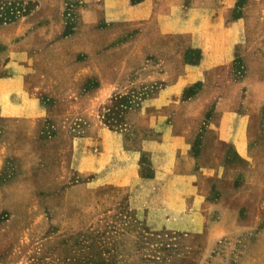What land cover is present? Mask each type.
<instances>
[{"label": "rangeland", "instance_id": "rangeland-1", "mask_svg": "<svg viewBox=\"0 0 264 264\" xmlns=\"http://www.w3.org/2000/svg\"><path fill=\"white\" fill-rule=\"evenodd\" d=\"M142 1L0 0V27L31 26L0 28V78L24 85L0 92V264H221L264 226V0H228L242 24L222 59L169 30L193 0L173 18ZM27 96L36 116H1ZM225 214L248 230L209 248Z\"/></svg>", "mask_w": 264, "mask_h": 264}, {"label": "crops", "instance_id": "crops-1", "mask_svg": "<svg viewBox=\"0 0 264 264\" xmlns=\"http://www.w3.org/2000/svg\"><path fill=\"white\" fill-rule=\"evenodd\" d=\"M123 3L124 0H102L103 8L120 6ZM183 3L184 0H144L140 4L148 9L153 4H156V9L162 12H159L158 16L165 13L173 18L176 15L175 13L179 12ZM230 6L231 4L228 0H193L183 14L177 15L172 19L169 30H171V32H180L188 34L189 36L191 35V41L197 42L205 48H210L211 54L209 57L217 56L220 59L224 57L226 58L229 56L231 47L237 39V33L242 24V18H237L225 25L224 15ZM97 8V5H89V8L81 11L82 16L84 15V17H88L92 20L93 17H97ZM0 28L10 31L11 33L9 34H11V37L22 34L25 31L24 40H27L30 36L29 29L31 26L26 22L13 21L6 23ZM212 35H216L214 40L218 43V46L212 44V42H214L212 41ZM204 41H208L209 45H204ZM18 45V42H13L12 44L13 47H18ZM13 68L14 74L12 76L0 78V92L4 91L8 95L13 92L24 91L23 78L17 71L16 67ZM27 98L28 108L26 113H17L16 110L18 105L4 99L1 103V116L6 118H33L36 116V101L31 96H27ZM244 118H240L239 122L242 123ZM224 219L226 224L213 226V228H210L207 232V244L209 248H212L217 241H223L226 246L239 244L242 239L239 236L233 239L232 236L248 230V227L242 225L239 226L237 223L229 224L226 214L224 215ZM198 230L202 231V226L199 227ZM227 235L229 236L227 237ZM222 238L223 240H221ZM230 239H232V241H230ZM244 244L243 250L239 251L240 253L237 257L233 256L236 254L233 253V250H226V256L224 258L220 257V261H217L221 262V264H264V226L257 228L253 232L251 238Z\"/></svg>", "mask_w": 264, "mask_h": 264}, {"label": "trees", "instance_id": "trees-1", "mask_svg": "<svg viewBox=\"0 0 264 264\" xmlns=\"http://www.w3.org/2000/svg\"><path fill=\"white\" fill-rule=\"evenodd\" d=\"M133 1H139V0H133ZM19 10L18 7H15V10ZM19 15L15 14L13 12L12 15L4 17V21L6 20H14L16 17H18ZM1 20V19H0ZM131 101L130 99H128L126 96H122V95H117L115 96L111 103L109 105L106 106V113L103 114V116L105 117V123L109 124V125H113L115 123H118L122 117L123 112H125L129 107H130ZM153 176V171H152V167H148L147 171H145V177H152ZM83 264H87V262H83ZM90 264H109V262L106 261H92L90 262Z\"/></svg>", "mask_w": 264, "mask_h": 264}]
</instances>
